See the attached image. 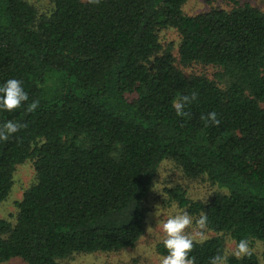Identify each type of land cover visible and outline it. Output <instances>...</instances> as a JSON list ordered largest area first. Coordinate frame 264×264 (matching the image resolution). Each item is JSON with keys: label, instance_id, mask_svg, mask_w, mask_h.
<instances>
[{"label": "trees", "instance_id": "obj_1", "mask_svg": "<svg viewBox=\"0 0 264 264\" xmlns=\"http://www.w3.org/2000/svg\"><path fill=\"white\" fill-rule=\"evenodd\" d=\"M226 1L190 16L186 0H0V84L15 78L28 94L0 110V126L20 124L0 141V203L16 166L35 172L14 220L0 219V264L133 248L165 160L216 189L205 200L170 193L213 233L192 239L191 264H263L250 247L264 248V12ZM166 30L176 46L160 41ZM177 63L217 72L185 75ZM227 241H245L247 254ZM153 250L167 254L161 242Z\"/></svg>", "mask_w": 264, "mask_h": 264}, {"label": "rangeland", "instance_id": "obj_2", "mask_svg": "<svg viewBox=\"0 0 264 264\" xmlns=\"http://www.w3.org/2000/svg\"><path fill=\"white\" fill-rule=\"evenodd\" d=\"M45 1L48 0H31L35 6L40 7ZM226 2V0H186L182 11L185 15L192 16L211 8H228L229 6ZM239 2L248 3L264 12V0H239ZM160 41L162 43L171 42L176 46L178 37L173 30H166L161 32ZM173 53L176 55V48ZM177 66L185 75H203L210 79H214V73L217 72L216 68L202 64H192L191 66L183 67L177 63ZM34 181L35 172L32 162L26 161L16 166L10 194L5 201L0 203V219L14 220L16 213L15 202L22 197L24 191ZM176 188L183 190L186 196L192 200H205L216 191L214 187L204 180H187L172 161L165 160L160 164L153 178L150 194L146 200V229L138 243L133 248L118 254L75 255L63 264H159L161 257L154 253L153 248L155 244L161 242L164 238L162 223L172 215L185 212L177 206L172 194H170ZM189 217L192 222L185 228L184 232L191 239L202 240L213 235L212 232L205 230L197 217ZM226 249L231 254L236 252L232 241H227ZM250 249L255 251L264 264V248L261 244H253ZM4 264L25 263L15 258Z\"/></svg>", "mask_w": 264, "mask_h": 264}, {"label": "clouds", "instance_id": "obj_3", "mask_svg": "<svg viewBox=\"0 0 264 264\" xmlns=\"http://www.w3.org/2000/svg\"><path fill=\"white\" fill-rule=\"evenodd\" d=\"M195 94L192 95L191 99L195 100ZM28 100V94L22 87V82L15 79L9 78L0 84V110L12 111L21 106L22 103ZM188 98L185 97L184 101ZM38 102L32 101L29 106V110H34L37 107ZM177 115H185L183 108L184 103H176L173 105ZM207 119L212 124H217L219 121L216 118L215 112H209ZM20 124L15 121H7L0 126V141L7 140L12 134L19 130ZM191 219L188 213H178L170 216L166 221L162 223V232L164 238L161 243L166 249L167 254L160 258L159 264H191L189 253L193 248L192 239L185 234V228L191 223ZM247 244L245 241H241L237 250L234 253L237 257L241 254H247ZM220 257L212 258L210 264H218Z\"/></svg>", "mask_w": 264, "mask_h": 264}]
</instances>
